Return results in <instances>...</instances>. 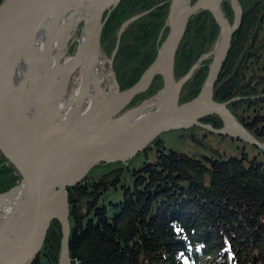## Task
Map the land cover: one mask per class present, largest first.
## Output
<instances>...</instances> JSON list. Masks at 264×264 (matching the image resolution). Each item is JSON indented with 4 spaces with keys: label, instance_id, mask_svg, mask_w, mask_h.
Returning <instances> with one entry per match:
<instances>
[{
    "label": "water",
    "instance_id": "water-1",
    "mask_svg": "<svg viewBox=\"0 0 264 264\" xmlns=\"http://www.w3.org/2000/svg\"><path fill=\"white\" fill-rule=\"evenodd\" d=\"M118 1H0V152L21 174L0 194V264H31L53 219L62 232L57 264H71L77 258L70 260L66 187L82 180L99 162L129 160L164 131L200 125L253 144L264 155V142L234 118L225 102L212 98L239 29L237 0H226L233 10L231 23L222 13L223 0H194L188 6L189 0H170L167 34L159 49L156 46L155 59L124 90L118 89L112 74L119 32L164 0L135 13L99 42L108 13L104 19L103 15ZM201 9L216 19L219 36L175 77V53L187 19ZM203 65L206 73L198 88L179 102ZM152 71L162 76L158 89L117 117L146 88L142 85ZM207 114L219 115L222 126L201 121ZM57 199L63 216L54 210Z\"/></svg>",
    "mask_w": 264,
    "mask_h": 264
},
{
    "label": "trees",
    "instance_id": "trees-1",
    "mask_svg": "<svg viewBox=\"0 0 264 264\" xmlns=\"http://www.w3.org/2000/svg\"><path fill=\"white\" fill-rule=\"evenodd\" d=\"M159 1L119 0L110 6L102 18L108 13L99 42L132 15ZM169 3L164 0L141 12L119 32L112 61L119 90L134 84L155 59L156 46L159 49L167 34L164 22ZM237 4L239 29L212 98L225 102L234 118L264 142V0H237ZM220 6L231 23V5L223 0ZM219 31L207 9L188 17L175 53V77L186 72ZM205 73L206 65L197 68L179 102L196 91ZM161 82V74L154 75L123 110L153 93ZM201 121L222 126L215 114ZM161 141L159 135L137 153L148 157L149 150L153 152L150 160L132 168L131 182L123 180V174L136 154L127 161L99 162L82 180L66 187L70 260L77 258L82 264H264V164L255 157L245 163L244 150L241 157H207L206 162L194 154L165 150ZM20 175L0 152V193ZM113 192L121 197L110 199ZM61 236V225L53 219L31 264H57ZM77 259L71 264H78Z\"/></svg>",
    "mask_w": 264,
    "mask_h": 264
},
{
    "label": "rangeland",
    "instance_id": "rangeland-1",
    "mask_svg": "<svg viewBox=\"0 0 264 264\" xmlns=\"http://www.w3.org/2000/svg\"><path fill=\"white\" fill-rule=\"evenodd\" d=\"M122 110L117 114V117L125 111ZM161 138L162 148L165 150L172 148L187 154H194L197 157L205 159L206 162H208V159L206 160L207 157L226 158L230 157V155L241 157L243 156L241 152L244 150L247 154V156L242 157L245 163H248L249 159L252 160L255 157L264 164V155L253 144L251 146L250 143H244L242 140L234 139V137L220 135V133L212 132L200 125L164 131L161 133ZM152 153V150H149L148 157L142 152L136 154L130 160L129 169L124 170L123 180L125 179L131 182L132 178L130 173L132 172V168L142 164L144 160H150ZM96 170L98 171V169ZM96 170L94 172H97ZM120 197L121 195L119 193L115 194L113 192L110 199H118Z\"/></svg>",
    "mask_w": 264,
    "mask_h": 264
},
{
    "label": "bare ground",
    "instance_id": "bare-ground-1",
    "mask_svg": "<svg viewBox=\"0 0 264 264\" xmlns=\"http://www.w3.org/2000/svg\"><path fill=\"white\" fill-rule=\"evenodd\" d=\"M114 1H115V0H114ZM188 5H189V1L187 2V5H186V6H188ZM155 68H156V66L154 67L153 70H155ZM153 77H154V74H153V71H152L149 80L147 81V83H145L144 85H142V87H147V86L149 85V83L151 82V80H152ZM144 89H145V88H144ZM205 103H206V102L204 101V103L201 105L200 108H202L203 106H205ZM115 119H116V118H115ZM112 120H114V119H112ZM3 193H4V192H3ZM0 194H2V193H0ZM59 201H60V199H57V200L54 201V203H53V205H54V210L56 211V213H57L58 215L63 216V213H62V210H61V207H60Z\"/></svg>",
    "mask_w": 264,
    "mask_h": 264
}]
</instances>
